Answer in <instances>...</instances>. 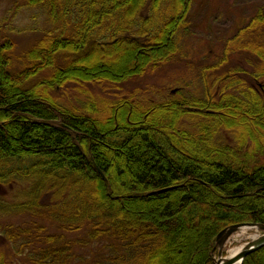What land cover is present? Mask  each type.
<instances>
[{
  "label": "trees",
  "instance_id": "obj_1",
  "mask_svg": "<svg viewBox=\"0 0 264 264\" xmlns=\"http://www.w3.org/2000/svg\"><path fill=\"white\" fill-rule=\"evenodd\" d=\"M27 3L47 28L21 67L0 39V220L25 214L0 221V264H212L222 229L264 224V2L201 70L203 96L90 95L86 110L59 90L168 61L190 0ZM241 264H264V246Z\"/></svg>",
  "mask_w": 264,
  "mask_h": 264
},
{
  "label": "rangeland",
  "instance_id": "obj_2",
  "mask_svg": "<svg viewBox=\"0 0 264 264\" xmlns=\"http://www.w3.org/2000/svg\"><path fill=\"white\" fill-rule=\"evenodd\" d=\"M262 2L264 0H190L192 14L187 19L189 25L177 34L178 48L168 61L149 69L143 75L116 85H89L84 94L80 89L71 86L67 90H59V95L67 104L83 110L88 109L84 106L91 103L90 95L96 97L98 105L101 101L105 107L110 106L112 100L134 93H137L140 99L147 97L151 100L169 98L175 96L178 91L184 92L185 95L203 96L204 86L200 85L199 81L201 70L207 65L217 63L227 38ZM44 22L42 10L36 5L28 4L27 0H0V39L9 38L12 42L11 57L14 68L24 64L23 54L41 38V33L47 28ZM112 55L113 53H109L106 59L102 60L103 67L114 69ZM83 64L88 66L93 62L88 60ZM229 65L223 64L215 70H218V74L222 73ZM210 89L213 91L214 86L211 85ZM227 140L232 141L231 133ZM8 192L6 186L0 185L1 196ZM7 199L9 197H2L4 201ZM11 217L14 219H10ZM11 217L2 218L0 221L2 224H9L11 220L19 222L25 219V214ZM261 233L262 231L255 227L238 229L224 245L223 255H229L232 248L244 246ZM8 255L12 253L8 252Z\"/></svg>",
  "mask_w": 264,
  "mask_h": 264
},
{
  "label": "water",
  "instance_id": "obj_3",
  "mask_svg": "<svg viewBox=\"0 0 264 264\" xmlns=\"http://www.w3.org/2000/svg\"><path fill=\"white\" fill-rule=\"evenodd\" d=\"M241 226H246V227H256L262 231L261 235L257 237L254 240L249 241L242 249L240 252L239 256L237 258H225L222 257V247L226 239L236 230H238ZM216 245L218 246V251H217V260H214V264H234L237 259H239V264L242 263L243 258L261 248L264 246V224L261 223H246V224H236V225H231L229 227L224 228L221 230L217 236H216Z\"/></svg>",
  "mask_w": 264,
  "mask_h": 264
},
{
  "label": "bare ground",
  "instance_id": "obj_4",
  "mask_svg": "<svg viewBox=\"0 0 264 264\" xmlns=\"http://www.w3.org/2000/svg\"><path fill=\"white\" fill-rule=\"evenodd\" d=\"M242 250V246L234 247L230 250L229 257L231 258H237ZM238 262V260H237Z\"/></svg>",
  "mask_w": 264,
  "mask_h": 264
}]
</instances>
